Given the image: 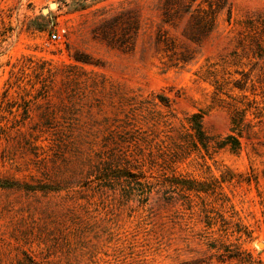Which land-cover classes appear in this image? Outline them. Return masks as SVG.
Here are the masks:
<instances>
[{
    "label": "rangeland",
    "instance_id": "1",
    "mask_svg": "<svg viewBox=\"0 0 264 264\" xmlns=\"http://www.w3.org/2000/svg\"><path fill=\"white\" fill-rule=\"evenodd\" d=\"M164 2L0 0V264H264V0Z\"/></svg>",
    "mask_w": 264,
    "mask_h": 264
},
{
    "label": "trees",
    "instance_id": "2",
    "mask_svg": "<svg viewBox=\"0 0 264 264\" xmlns=\"http://www.w3.org/2000/svg\"><path fill=\"white\" fill-rule=\"evenodd\" d=\"M206 4V7H205ZM225 8L224 0H165L164 2V18L166 22L174 24L177 19H182L185 15H189L188 26L184 31V35L193 42L200 43L213 30L217 15ZM167 46L172 42L166 41ZM184 63L190 60L188 51L183 52L180 59ZM199 115H195L191 121V131L189 135L200 143L204 148H208V139L204 132L201 131L200 125L197 123ZM229 139L238 141L230 137Z\"/></svg>",
    "mask_w": 264,
    "mask_h": 264
},
{
    "label": "built area",
    "instance_id": "3",
    "mask_svg": "<svg viewBox=\"0 0 264 264\" xmlns=\"http://www.w3.org/2000/svg\"><path fill=\"white\" fill-rule=\"evenodd\" d=\"M52 38L54 39V40H56V39H58V36L57 35H52Z\"/></svg>",
    "mask_w": 264,
    "mask_h": 264
}]
</instances>
